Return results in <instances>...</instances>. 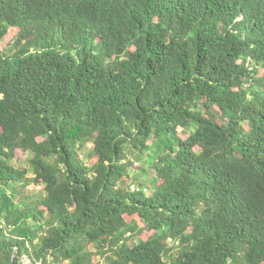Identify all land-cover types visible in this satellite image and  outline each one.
I'll use <instances>...</instances> for the list:
<instances>
[{
	"label": "trees",
	"instance_id": "trees-1",
	"mask_svg": "<svg viewBox=\"0 0 264 264\" xmlns=\"http://www.w3.org/2000/svg\"><path fill=\"white\" fill-rule=\"evenodd\" d=\"M0 128V264H264V0H0Z\"/></svg>",
	"mask_w": 264,
	"mask_h": 264
},
{
	"label": "rangeland",
	"instance_id": "rangeland-1",
	"mask_svg": "<svg viewBox=\"0 0 264 264\" xmlns=\"http://www.w3.org/2000/svg\"><path fill=\"white\" fill-rule=\"evenodd\" d=\"M4 44V43H3ZM1 131V128H0ZM183 136H186L184 133H182ZM29 158L30 155L28 153H23L21 151H18L17 157L14 160V163L20 167V168H27L29 167ZM89 163H92V161H88ZM32 175V172L29 171V176ZM41 185H35V184H30L27 189H32L33 191H39L41 190ZM28 259H25V263L27 262Z\"/></svg>",
	"mask_w": 264,
	"mask_h": 264
},
{
	"label": "built area",
	"instance_id": "built-area-1",
	"mask_svg": "<svg viewBox=\"0 0 264 264\" xmlns=\"http://www.w3.org/2000/svg\"><path fill=\"white\" fill-rule=\"evenodd\" d=\"M26 264H33V263L28 259Z\"/></svg>",
	"mask_w": 264,
	"mask_h": 264
}]
</instances>
